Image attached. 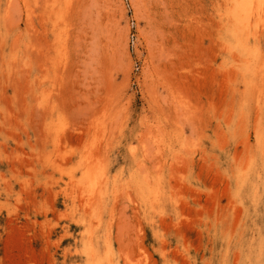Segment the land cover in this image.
<instances>
[{
	"label": "rangeland",
	"instance_id": "rangeland-1",
	"mask_svg": "<svg viewBox=\"0 0 264 264\" xmlns=\"http://www.w3.org/2000/svg\"><path fill=\"white\" fill-rule=\"evenodd\" d=\"M234 4L0 0V264H264V0Z\"/></svg>",
	"mask_w": 264,
	"mask_h": 264
},
{
	"label": "bare ground",
	"instance_id": "bare-ground-1",
	"mask_svg": "<svg viewBox=\"0 0 264 264\" xmlns=\"http://www.w3.org/2000/svg\"><path fill=\"white\" fill-rule=\"evenodd\" d=\"M235 1V4H234V6H233V11H232V13H233V16H234V18H233V20H234V22H235V24H237V25H246L247 24V22H248V16L245 14V15H242V16H240L239 15V13H240V11H253L254 10V8H255V10H258V8H259V6L261 5V3H262V0H234ZM251 14V13H250ZM254 16V15H253ZM245 22V23H244ZM145 176V175H144ZM89 178H90V176H89ZM87 179V178H86ZM85 180V179H84ZM93 179L92 178H90V181H92ZM97 180V179H96ZM86 182V181H85ZM94 182V181H93ZM92 182V183H93ZM87 183H88V181H87ZM91 183V184H92ZM94 183H96V182H94ZM97 184V183H96ZM92 185H94V184H92ZM96 186V185H95ZM144 186H146L145 184L144 185H142V187H141V189H142V192H144ZM87 187V186H86ZM89 188V187H88ZM158 188V187H157ZM160 190V189H159ZM94 190H92V192H93ZM89 195H91V194H89ZM171 195V194H170ZM94 196H92V197H90V199L91 198H93ZM156 197V196H155ZM154 199V198H153ZM151 201H153V200H151ZM155 201V200H154ZM157 201V200H156ZM152 205V204H151ZM148 208V207H147ZM154 208V207H153ZM145 209V208H144ZM148 216V215H147ZM89 234V233H88ZM87 234V235H88ZM90 247V246H89ZM107 247V246H106ZM91 248H89V250H90ZM107 253V252H106ZM107 255H108V253H107ZM98 259V258H97ZM107 259V258H106ZM94 263H95V261H94Z\"/></svg>",
	"mask_w": 264,
	"mask_h": 264
}]
</instances>
